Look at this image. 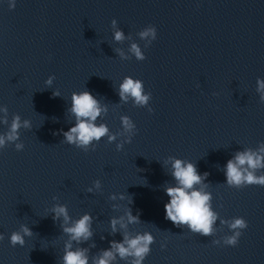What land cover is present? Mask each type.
<instances>
[{
    "label": "water",
    "instance_id": "obj_1",
    "mask_svg": "<svg viewBox=\"0 0 264 264\" xmlns=\"http://www.w3.org/2000/svg\"><path fill=\"white\" fill-rule=\"evenodd\" d=\"M113 18L141 47L135 33L156 26L145 60L117 56L115 47L126 49L128 42L112 41ZM125 75L144 81L154 111L117 104L113 86ZM257 76L264 77V0H17L15 8L0 0V104L9 120L19 113L33 124L21 129L22 151L0 150V264H61L67 237L47 211L53 203L67 204L74 218L83 212L96 218L93 237L82 245L94 241L92 254L121 239L108 234L109 217L121 211L111 208L113 192L130 194L133 214L139 210L146 222L130 227L156 237L144 264H264V187H228L217 168L235 150L264 140ZM84 87L108 104L103 119L112 131L121 114L135 121L138 131L121 151L105 139L88 152L62 142L59 130L72 119L66 112L71 92ZM169 155L209 173L213 207L222 217L247 219L236 247L213 245L212 237L164 219L162 186L172 178L161 162ZM96 179L102 188L87 192ZM21 224L33 235L13 247L8 234ZM221 229L217 236L228 231Z\"/></svg>",
    "mask_w": 264,
    "mask_h": 264
},
{
    "label": "clouds",
    "instance_id": "obj_2",
    "mask_svg": "<svg viewBox=\"0 0 264 264\" xmlns=\"http://www.w3.org/2000/svg\"><path fill=\"white\" fill-rule=\"evenodd\" d=\"M17 0H8V7L15 8ZM112 41L122 44L127 41V48L115 47L114 52L121 60H129L133 57L137 61L145 60L147 49L157 39V28L149 24L135 33L143 47L133 37L131 32L125 33L119 27L116 18L110 22ZM55 79L50 74L44 84L51 86ZM199 85H197L198 87ZM119 102L117 104L131 103L134 107L147 108L149 112L154 111L150 101L152 93L145 89L144 81L132 75H125L118 86H113ZM255 91L258 94L260 103H264V77L257 76ZM53 96H61L59 89H54ZM215 95V93H214ZM109 111L107 103L84 87L78 91H72L70 104L66 112L71 116L70 126L67 130L60 129L62 142L73 145L84 152L95 150L102 139L109 144L115 142L117 151H121L124 145L131 143L138 129L135 121L127 114L119 116L120 127L112 131L108 123L103 119ZM0 125H5L0 130V150L8 146L14 147L16 151H22L25 147L21 140V129H32L33 124L30 118H22L19 113H13L9 120V109L7 105L0 104ZM161 162V161H160ZM163 168H167V174L172 182L165 181L163 191L168 199L163 204L164 219L169 220L179 228H186L188 232L201 236L212 237L211 243L216 246L236 247L245 229L248 228V221L244 216L222 217L213 207V193L209 190L207 171L201 173L197 165L190 159L181 158L175 155L167 156L162 162ZM217 168L223 172L225 177L223 184L228 187L243 188L251 185L264 187V140L258 141L255 147H242L235 150L232 155L221 166ZM101 181L96 179L86 191L93 193L101 189ZM54 201L58 197L53 196ZM108 199L112 201L111 208L120 214L109 217L110 236L119 233L121 239H111L108 247L99 249L96 253L90 252L96 247L94 241L91 246H82L94 235L93 222L96 219L90 212H83L77 217L70 215L68 205L65 203H53L50 212L53 221H59L62 233L67 237L63 244L61 264H144L147 256L152 250L156 237L150 230H133L130 226L141 224L139 210L133 214L131 205L133 199L127 192H113ZM125 202V203H122ZM219 221V223H217ZM146 223V222H144ZM221 225L226 226L228 231L217 236L222 231ZM33 235L28 224H21L18 229L8 234V242L11 246L23 247L26 237ZM5 238V233L0 232V241ZM101 239H105L104 236ZM168 237L160 242V248H167Z\"/></svg>",
    "mask_w": 264,
    "mask_h": 264
}]
</instances>
